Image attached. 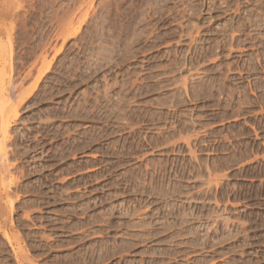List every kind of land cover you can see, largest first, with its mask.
Listing matches in <instances>:
<instances>
[{"label": "rangeland", "instance_id": "1", "mask_svg": "<svg viewBox=\"0 0 264 264\" xmlns=\"http://www.w3.org/2000/svg\"><path fill=\"white\" fill-rule=\"evenodd\" d=\"M0 264H264V0H0Z\"/></svg>", "mask_w": 264, "mask_h": 264}]
</instances>
